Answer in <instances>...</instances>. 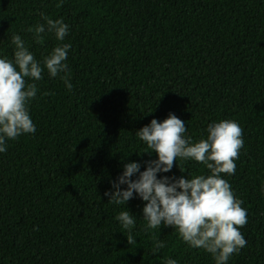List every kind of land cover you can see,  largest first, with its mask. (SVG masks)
<instances>
[{
    "label": "trees",
    "instance_id": "1",
    "mask_svg": "<svg viewBox=\"0 0 264 264\" xmlns=\"http://www.w3.org/2000/svg\"><path fill=\"white\" fill-rule=\"evenodd\" d=\"M58 2L0 0V58H13V34L38 61L57 43L70 44L73 85L45 70L29 105L36 131L0 153V264H215L171 226L145 231L146 202L135 193L126 205L104 195L126 163L143 171L157 159L136 133L169 112L193 141L213 121L242 127L235 173L222 175L247 210L240 229L247 244L227 264H264V0ZM41 13L69 25L63 41L46 33L35 43L27 29L45 23ZM180 163L184 172L176 162L158 176L209 172L194 160ZM124 210L135 217L137 244L116 219ZM153 233L165 244L155 253Z\"/></svg>",
    "mask_w": 264,
    "mask_h": 264
},
{
    "label": "clouds",
    "instance_id": "2",
    "mask_svg": "<svg viewBox=\"0 0 264 264\" xmlns=\"http://www.w3.org/2000/svg\"><path fill=\"white\" fill-rule=\"evenodd\" d=\"M62 4L63 0H59L56 7ZM40 15L45 23L27 29L35 43L42 45L46 33H54L57 41H63L69 32L63 18ZM11 43L15 46L13 58H0V153L7 150L8 140L36 131L29 105L37 97L35 81L43 79L45 70L50 77L59 76L68 90L73 87L71 69L66 63L70 44L57 43L38 61L20 35L13 34ZM186 131L184 121L171 112L162 121L153 118L140 128L136 135L147 145L144 151H155L157 159L146 161L143 171L138 162L126 163L123 173L111 182L112 189L104 195L114 205H126L135 193L146 202L143 206L145 231L160 229L162 224L171 226L189 247L211 254L215 264H227L247 244L240 231L247 223V210L222 175L235 173V160L244 146L243 129L235 120L220 119L208 124L206 137L201 136L198 141L186 137ZM188 160L204 165L208 174L158 176L170 172L176 162L184 172L186 168L180 161ZM133 176L136 178L132 179ZM121 185L127 187L121 188ZM116 219L127 230L128 244H137L132 235L135 226L132 213L120 211ZM152 240L154 253L165 247L155 233ZM165 264H177V261L169 258Z\"/></svg>",
    "mask_w": 264,
    "mask_h": 264
}]
</instances>
